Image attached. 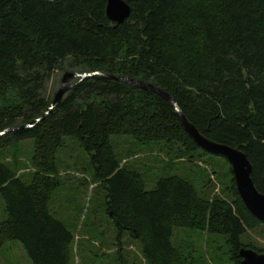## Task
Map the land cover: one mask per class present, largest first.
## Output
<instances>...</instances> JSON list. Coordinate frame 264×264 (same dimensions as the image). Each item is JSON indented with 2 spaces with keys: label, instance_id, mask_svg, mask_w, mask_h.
<instances>
[{
  "label": "trees",
  "instance_id": "trees-1",
  "mask_svg": "<svg viewBox=\"0 0 264 264\" xmlns=\"http://www.w3.org/2000/svg\"><path fill=\"white\" fill-rule=\"evenodd\" d=\"M125 1L131 13L115 25L105 13L107 0H0V131L47 109L45 78L70 59L80 72L128 76L164 89L204 136L246 154L264 193V0ZM114 135L161 143L175 158L210 153L156 93L100 75L76 79L44 119L0 136V150L34 143L29 180L0 159L6 212L0 249L18 240L33 264H71L74 236L49 209L62 184L57 153L68 136L88 154L91 184L105 190V210L119 233L141 242L147 263H194L172 243L174 228L222 235L231 264H241V247L264 253L242 242L264 222L240 198L225 157L219 155L229 165L230 201L203 197L178 175L146 190L141 172L121 164Z\"/></svg>",
  "mask_w": 264,
  "mask_h": 264
},
{
  "label": "rangeland",
  "instance_id": "rangeland-1",
  "mask_svg": "<svg viewBox=\"0 0 264 264\" xmlns=\"http://www.w3.org/2000/svg\"><path fill=\"white\" fill-rule=\"evenodd\" d=\"M70 62L65 59L63 68L54 69L45 78L43 95L47 100H52L64 71L80 72ZM111 140L121 164L131 165L141 172L146 190H152L161 177L178 175L194 184L203 197L231 200L229 165L223 157L198 151L190 158H175L174 151L161 143L140 144L125 135H114ZM64 141L57 153L62 184L53 193L49 209L74 236L71 264H149L143 258L141 242L127 231L119 233L106 212L105 190L91 184L93 169L86 151L75 138L67 136ZM33 145L32 139H26L0 150V159L25 180H29L33 172ZM5 218V205L0 195V222ZM171 241L185 257L193 259V264H231L229 245L222 235L174 228ZM242 242L264 249V225L248 230ZM0 264L33 263L21 242L10 240L0 249Z\"/></svg>",
  "mask_w": 264,
  "mask_h": 264
},
{
  "label": "water",
  "instance_id": "water-1",
  "mask_svg": "<svg viewBox=\"0 0 264 264\" xmlns=\"http://www.w3.org/2000/svg\"><path fill=\"white\" fill-rule=\"evenodd\" d=\"M105 13L107 18L114 22L115 25L124 22L131 13V5L125 0H107ZM100 75L102 77L122 81L138 87L140 89L151 91L159 95L160 97L168 100L174 107V113L179 119L185 131L193 138L196 144L203 150L215 155H221L226 158L231 166L233 178L237 192L244 202L247 209L257 219L264 222V193L260 192L251 177L252 165L248 160L246 154L238 148H234L224 143L216 142L206 136H204L195 126L192 124L182 112L176 99L159 86L141 79H134L128 76H116L113 74H107L102 71L92 72H77L66 70L63 72L60 79V86L55 92L52 100L49 102L47 109L37 118L33 119L27 124H23L15 127H8L0 131V136L22 129L24 127H32L37 122L41 121L48 115L52 109L60 102L64 94L73 86V83H69L71 79L77 78V81L83 78ZM238 255L241 258V264H264V253L259 252L250 247H241L238 250Z\"/></svg>",
  "mask_w": 264,
  "mask_h": 264
}]
</instances>
